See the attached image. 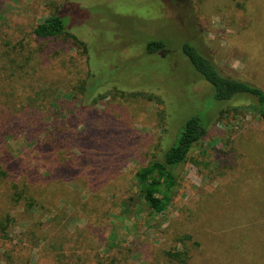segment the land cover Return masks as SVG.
I'll use <instances>...</instances> for the list:
<instances>
[{"label":"rangeland","instance_id":"rangeland-1","mask_svg":"<svg viewBox=\"0 0 264 264\" xmlns=\"http://www.w3.org/2000/svg\"><path fill=\"white\" fill-rule=\"evenodd\" d=\"M64 10L88 51L72 39H34L38 24ZM151 42L164 47L149 54ZM185 43L222 76L264 91V0H0V111L50 110L56 124L68 114L73 133L105 127L81 165L66 170L72 181H25L40 211L13 205L0 184V218H14L0 258L21 237L34 247L21 264H175L169 250L186 253L188 264H264V122L232 109L246 101L214 100ZM91 81L102 83L90 95L82 87ZM62 100L71 106L61 110ZM195 112L211 117L207 133L156 215L135 173L162 156ZM0 138L4 158L35 156L24 134ZM63 155L54 152L56 166ZM34 163L26 173L38 179L44 171Z\"/></svg>","mask_w":264,"mask_h":264},{"label":"trees","instance_id":"trees-1","mask_svg":"<svg viewBox=\"0 0 264 264\" xmlns=\"http://www.w3.org/2000/svg\"><path fill=\"white\" fill-rule=\"evenodd\" d=\"M71 23L70 14L65 10L62 13L50 15L34 28L33 37L39 41H51L58 38L65 41L72 39L79 47L88 51L87 46L79 41L74 36L73 31L69 29ZM163 47L164 45L161 42H151L146 45V51L151 54ZM181 49L195 71L212 87L214 100L233 103L235 100L246 101L241 106H232V109L254 116L264 122L263 90L250 83L222 76L211 59L202 55L194 46L185 43ZM88 79L92 80L94 76H88ZM91 83V87H88L89 89L82 87L84 93L93 94L102 82L94 84L91 81ZM244 96L246 97L238 98ZM99 97L102 98L103 96L99 95ZM92 99L95 103L98 102L94 95ZM53 104L56 105V102ZM68 106H71V104L64 100L58 105L61 110L66 109ZM86 108V106L84 108L83 105L80 106L79 113ZM49 113L50 110L44 117H39L37 111L27 109L22 113L21 111L9 113L5 112V110L0 111V137L8 133L24 134L26 145L29 147L28 153L35 155L31 158L27 157V163L26 161L19 162L20 158H16L15 161L10 158L6 159L1 153L2 149L0 146V184H6L11 190L9 195L10 202L15 206L23 204V210L30 214L40 211L41 206L38 200L34 198L35 196L29 191V184L25 181L42 184L43 178H46L44 185H50L56 180L67 183L72 181V177L70 175L67 176L66 170L81 165L85 158L83 153L85 148L88 147V143L99 142L97 141L100 137L98 131H102V128H105L98 124L99 130L95 129L91 132L85 130L82 133H73L70 132L68 125L72 119L71 115L67 114V116H64L67 117L66 119L63 116L60 117L56 124L55 119L50 118L51 115ZM195 113L184 122L176 137L177 140L163 152L162 156L160 158L153 157L135 173L137 192L149 209L156 215L167 211L177 185L178 167L188 162L190 151L203 140L207 133V125L211 117L209 118L207 113L206 116L199 114V112ZM100 122L103 124V121ZM96 145L97 143L94 144V146ZM56 151L65 153L63 155L65 157L63 163L58 166L54 164L53 158V154ZM33 160L44 171L42 173L36 171L40 181L39 178H33L30 173H26L31 168H34V166H30L35 165ZM53 164L55 170L52 171L51 167ZM13 170L16 172L14 173ZM13 222L14 218L10 213H5L1 216L0 248H4L6 242L11 241L9 235ZM21 241L22 239L19 237L13 246L7 244L13 250L9 249L10 253L2 254L0 258L2 263L21 264L20 258L24 254H28L32 258L34 247L21 246ZM260 245L262 248V242ZM8 246H6V249ZM166 255L175 264H188L189 259L186 253L169 250ZM45 259L47 264L51 263L50 259ZM32 260L30 259V262Z\"/></svg>","mask_w":264,"mask_h":264}]
</instances>
